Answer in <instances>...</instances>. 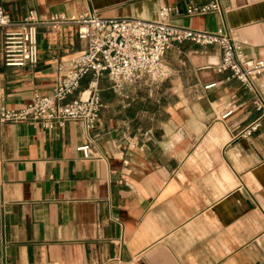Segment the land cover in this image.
<instances>
[{
  "label": "crops",
  "instance_id": "obj_1",
  "mask_svg": "<svg viewBox=\"0 0 264 264\" xmlns=\"http://www.w3.org/2000/svg\"><path fill=\"white\" fill-rule=\"evenodd\" d=\"M211 1L0 0L12 22L34 12L38 51L24 66L5 65L0 51V107L52 93L83 48L73 20L88 12L156 20L167 5L174 25L221 29L246 56L264 57V0L185 13ZM54 15L66 21L53 25ZM219 60L217 46L185 40L166 51L169 75L157 85L116 89L97 77L91 129L0 123V264H264V117ZM92 81L87 73L67 99Z\"/></svg>",
  "mask_w": 264,
  "mask_h": 264
},
{
  "label": "built area",
  "instance_id": "obj_2",
  "mask_svg": "<svg viewBox=\"0 0 264 264\" xmlns=\"http://www.w3.org/2000/svg\"><path fill=\"white\" fill-rule=\"evenodd\" d=\"M213 0L206 4H187L186 14H203L218 10ZM172 8L163 5L156 20L139 17H103L88 12L73 20L76 36L83 48L65 62V70L58 77L52 93H34L29 102L20 108L0 107V123L30 121L45 128L63 126L67 120H77L87 129L95 127L102 105L96 78L106 76L112 86L120 89L124 82L157 85L168 75L164 64L166 51L174 44L185 40L202 46H217L220 50L218 70H229L241 86L250 93L259 118L264 117V83L258 81L264 74V57H248L242 48L221 29L197 30L177 26L170 22ZM53 25L65 22L60 15L51 16ZM34 12L22 20L12 22L0 6V51L7 66L34 65L38 61ZM91 73L95 78L85 97L68 100L81 79ZM227 110L223 116L228 115ZM256 120L244 130L250 134L257 129ZM84 155L88 145L79 147Z\"/></svg>",
  "mask_w": 264,
  "mask_h": 264
}]
</instances>
